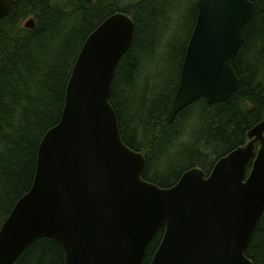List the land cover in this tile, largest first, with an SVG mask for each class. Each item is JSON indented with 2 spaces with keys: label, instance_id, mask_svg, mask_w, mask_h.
Returning a JSON list of instances; mask_svg holds the SVG:
<instances>
[{
  "label": "water",
  "instance_id": "water-1",
  "mask_svg": "<svg viewBox=\"0 0 264 264\" xmlns=\"http://www.w3.org/2000/svg\"><path fill=\"white\" fill-rule=\"evenodd\" d=\"M13 4L0 0V20ZM253 13L251 0H198L169 123L200 98L214 104L237 91L232 61ZM134 32L133 19L117 12L86 39L61 119L40 143L33 185L0 229V264H14L42 237L61 243L65 264H143L161 227L151 264H253L245 250L264 212V120L208 176L191 168L168 188L143 179L145 156L122 139L110 103Z\"/></svg>",
  "mask_w": 264,
  "mask_h": 264
},
{
  "label": "trees",
  "instance_id": "trees-1",
  "mask_svg": "<svg viewBox=\"0 0 264 264\" xmlns=\"http://www.w3.org/2000/svg\"><path fill=\"white\" fill-rule=\"evenodd\" d=\"M254 3L244 41L232 64L239 78L227 100L200 98L169 123L198 0H14L0 20V229L32 187L40 143L61 119L67 85L89 35L109 16L123 12L135 24L133 41L120 59L110 103L120 133L146 163L142 177L160 187L217 161L249 141L264 120V0ZM34 19V27H27ZM258 146V145H257ZM252 164L247 168L250 174ZM165 234L150 241L143 264H151ZM245 254L264 264V212ZM61 243L42 237L14 264H65Z\"/></svg>",
  "mask_w": 264,
  "mask_h": 264
},
{
  "label": "flooded vegetation",
  "instance_id": "flooded-vegetation-1",
  "mask_svg": "<svg viewBox=\"0 0 264 264\" xmlns=\"http://www.w3.org/2000/svg\"><path fill=\"white\" fill-rule=\"evenodd\" d=\"M258 144V143H257Z\"/></svg>",
  "mask_w": 264,
  "mask_h": 264
}]
</instances>
